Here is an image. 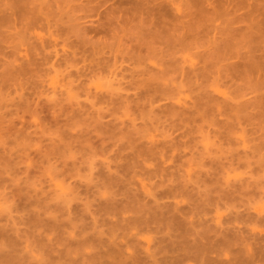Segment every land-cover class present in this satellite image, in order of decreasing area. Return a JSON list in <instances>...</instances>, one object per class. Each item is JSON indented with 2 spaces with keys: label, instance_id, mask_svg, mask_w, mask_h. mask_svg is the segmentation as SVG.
<instances>
[{
  "label": "rangeland",
  "instance_id": "374dc122",
  "mask_svg": "<svg viewBox=\"0 0 264 264\" xmlns=\"http://www.w3.org/2000/svg\"><path fill=\"white\" fill-rule=\"evenodd\" d=\"M262 2L0 0V264H264Z\"/></svg>",
  "mask_w": 264,
  "mask_h": 264
},
{
  "label": "bare ground",
  "instance_id": "6f19581e",
  "mask_svg": "<svg viewBox=\"0 0 264 264\" xmlns=\"http://www.w3.org/2000/svg\"><path fill=\"white\" fill-rule=\"evenodd\" d=\"M198 1V0H197ZM200 3V2H199ZM261 3V2H260ZM263 3V5H264V2H262ZM262 5V4H261ZM260 6V5H259ZM260 7H262V6H260ZM175 8V7H174ZM176 9H178V7H176ZM180 9V8H179ZM178 12V11H177ZM259 14V13H258ZM261 15V14H260ZM258 17H259V15H258ZM264 18V17H263ZM226 27V26H225ZM229 27V26H228ZM228 29V28H227ZM231 29V28H230ZM221 30V29H220ZM219 34H220V32H219ZM187 60V59H186ZM191 60V59H190ZM189 62V61H188ZM188 62H186V63H188ZM191 62V61H190ZM193 62V61H192ZM193 65V64H192ZM57 82V81H56ZM55 83V82H54ZM55 84H53L52 85V87L54 86ZM59 85V84H58ZM58 85H56L55 87H54V89H56L57 87H58ZM101 84H98L97 85V87H95L97 90L99 89V90H101L102 88H101ZM103 87V86H102ZM51 88V87H50ZM69 94V95H68ZM70 94L71 93H69V92H67V95L70 97ZM71 98V97H70ZM181 99H182V97H181ZM181 99H180V103H181ZM185 99V98H184ZM183 101V100H182ZM205 147H207V146H205ZM234 179V178H233ZM235 179H236V177H235ZM60 186H62V185H57V187H59L60 188ZM62 188H63V186H62ZM57 190H59L58 188H57ZM62 191H63V189H62ZM60 192H61V189H60Z\"/></svg>",
  "mask_w": 264,
  "mask_h": 264
}]
</instances>
